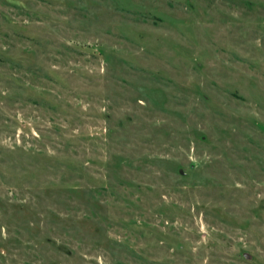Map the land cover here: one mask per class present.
Masks as SVG:
<instances>
[{"label": "rangeland", "instance_id": "1", "mask_svg": "<svg viewBox=\"0 0 264 264\" xmlns=\"http://www.w3.org/2000/svg\"><path fill=\"white\" fill-rule=\"evenodd\" d=\"M0 264H264V0H0Z\"/></svg>", "mask_w": 264, "mask_h": 264}]
</instances>
